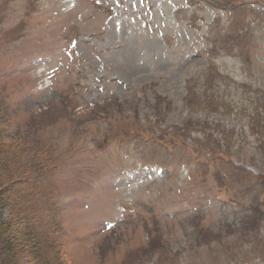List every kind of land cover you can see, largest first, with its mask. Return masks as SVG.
<instances>
[{
  "label": "rangeland",
  "instance_id": "1",
  "mask_svg": "<svg viewBox=\"0 0 264 264\" xmlns=\"http://www.w3.org/2000/svg\"><path fill=\"white\" fill-rule=\"evenodd\" d=\"M231 1L0 0V142L54 159L64 264H264V0Z\"/></svg>",
  "mask_w": 264,
  "mask_h": 264
},
{
  "label": "trees",
  "instance_id": "2",
  "mask_svg": "<svg viewBox=\"0 0 264 264\" xmlns=\"http://www.w3.org/2000/svg\"><path fill=\"white\" fill-rule=\"evenodd\" d=\"M202 95L208 96L203 98ZM202 95L198 96L190 90L186 104L190 108H201L203 104L209 110L230 114L233 104L225 96L215 95L212 87ZM250 101L255 106L254 118H264V102L259 98ZM7 119L6 107L0 96V125ZM188 121L184 127L200 123L199 119ZM206 122V126L211 125ZM7 135V130L0 126V139L7 138ZM22 136L20 141H14L8 147L0 142V261L2 264H64L59 247L53 241L49 244L46 237L60 230L61 222L56 215L51 217L49 208L47 212L42 210L44 198L53 190L47 172L54 159L46 156L49 152L46 147L25 146V134ZM42 217L46 219L43 221ZM35 219L37 223L31 222ZM52 247L54 249H50Z\"/></svg>",
  "mask_w": 264,
  "mask_h": 264
}]
</instances>
